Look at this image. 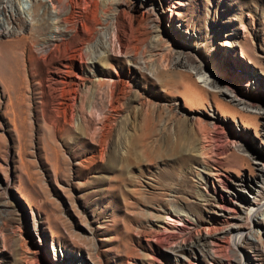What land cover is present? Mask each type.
<instances>
[{"label":"rangeland","instance_id":"rangeland-1","mask_svg":"<svg viewBox=\"0 0 264 264\" xmlns=\"http://www.w3.org/2000/svg\"><path fill=\"white\" fill-rule=\"evenodd\" d=\"M20 1L0 0V264H264V211L244 213L264 196V0H31L30 19ZM86 28L110 55L77 46L70 77Z\"/></svg>","mask_w":264,"mask_h":264},{"label":"bare ground","instance_id":"bare-ground-1","mask_svg":"<svg viewBox=\"0 0 264 264\" xmlns=\"http://www.w3.org/2000/svg\"><path fill=\"white\" fill-rule=\"evenodd\" d=\"M30 5H31V0H29V2L26 4V6L23 7V15L27 19L28 18L30 19V16H29L30 11H31ZM98 30H95V32H94L93 30H91V28H86L88 36L78 35L76 37V39H74V40L68 41V39H67V41H64L65 42V47L63 49V53L65 55H67L69 57V60H70V66H69V62H68V67H70V71L67 69L68 70V75L70 77H73L72 65L74 63L73 60L76 58L75 57V53L78 50L77 46H79V45L86 46L85 49H86L87 53H89L88 54V59L91 60L90 63H93V64H96V63H99V62L106 63L105 61H106L108 55H110V54H106V51L101 50V47H99V46H103L106 49V47H110V43L111 42H110V39L107 37L108 33L104 32V30H102V28H99ZM158 50L160 51V49H158ZM109 51H110V49H109ZM61 71H62L61 69H55L54 76L48 75L47 83H48L49 87L54 88L56 90L57 89L56 85L65 83V81L62 80V75L59 74V72H61ZM94 79H95V81L97 82L98 85L106 84L105 80L102 79V77H100V76H97ZM119 82L120 81L113 80L112 82H108L107 83L108 86H109V89H110V91H109V95L110 96H112V94L114 93V91L116 89V86L119 84ZM38 84H41V82H39ZM74 85H75L74 83L68 82V91H70L71 93L77 91V89H75L73 87ZM213 87L216 88L215 91L212 90L214 92L212 94L213 95V101L216 102L218 107H222L223 104H222V102H220L218 100V96H219L218 94H226V91L224 89H222V88H219V86H217V85H214ZM62 89H65V88H62ZM226 89L230 91L229 92L230 98H229V101L227 103L233 104L234 107H237V108H238V105L242 106V110H239V113L241 115H249V111H250V113H251V111H253L252 110L253 108H251L252 106L248 105L247 101L244 98L240 97L238 94H236L234 91L230 90L229 88H226ZM254 108L259 109V113L262 111V107H259V108L258 107H254ZM220 109H223V108H220ZM222 111L223 112L221 113V116H225V115L227 116V111L226 110H222ZM63 117H64L63 118V120H64L63 123L65 124V115ZM50 122H51V124L54 123V118H52ZM62 126L63 125L60 124V127H62ZM101 128H103V127L101 126ZM262 130H263L262 132L264 134V128ZM255 163H257V162H255ZM262 164L264 165V161H263ZM233 185L235 187H238V186L241 187L244 184H242L240 182H236ZM248 185H250V184H248ZM258 192L260 194L262 192V190L258 189ZM215 202H217V205L216 204L215 205L217 207H220V208L224 207L226 205V201H224V200H222L221 202H219V201H215ZM262 211H264V196L262 198H260L259 201H256V202L253 201V202H251L249 204H246L244 213L246 215V218H248V221H249L250 224H251V222H252V224H254V223L259 224L260 220L258 219L259 218L258 216H260L262 214ZM184 215H186V214H185V212L184 213L182 212V208H179V207L167 208L166 209V215H165L166 221L163 219L164 217L163 218L161 217V219H158V222H160L159 225L161 226V227L159 226V228H162V229H165V230L168 229L169 226L166 225L168 220H172L174 222H178L181 219H183V217H186ZM174 217L177 218V219H175ZM203 228L205 229V231H204L203 234L201 233V238H205V236L207 234H210V230L209 229H211L208 226H205ZM250 233H251V228H250L249 224L247 226H244V225H241L240 223L235 222V223L231 224L230 226H228L227 228L224 229V238L226 239L227 243H231L234 247L237 248L238 247V242H239V240H241L242 236H246L248 238H254L253 235H251ZM185 243H187V242H185L184 240L181 241V242H175L174 241L173 243H171V245L175 246V247H183ZM238 251L239 252L238 253L236 252V256H235L236 259L232 260V258H231V259H228L225 263L220 262V264H244L247 261V256L242 250H238ZM210 254H212V255L215 254L213 249H211V253ZM130 264H136V259H131L130 260ZM211 264H214V263L211 262Z\"/></svg>","mask_w":264,"mask_h":264},{"label":"built area","instance_id":"built-area-1","mask_svg":"<svg viewBox=\"0 0 264 264\" xmlns=\"http://www.w3.org/2000/svg\"><path fill=\"white\" fill-rule=\"evenodd\" d=\"M27 4V2L26 1H20V8L21 7H25V5ZM6 28H7V26H5ZM8 29V28H7Z\"/></svg>","mask_w":264,"mask_h":264}]
</instances>
